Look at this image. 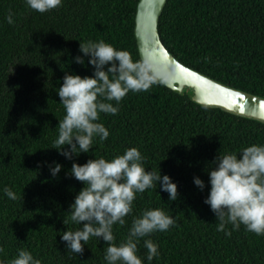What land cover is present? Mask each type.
<instances>
[{
	"label": "trees",
	"instance_id": "16d2710c",
	"mask_svg": "<svg viewBox=\"0 0 264 264\" xmlns=\"http://www.w3.org/2000/svg\"><path fill=\"white\" fill-rule=\"evenodd\" d=\"M138 1L63 0L61 7L38 13L24 0H0V259L26 247L43 264H105L108 245L102 238H90L83 254L70 253L60 240L63 231L79 227L68 211L83 183L70 169L73 161L110 158L137 146L146 170L169 175L178 196L169 201L159 182L140 194L125 225L113 226L116 242L126 237L133 216L162 207L176 225L151 234L160 255L150 264H264V236L243 225L230 236L218 232L204 203L210 187L206 168L214 166V157L264 143L263 122L197 104L189 92L158 83L146 92H129L118 114L101 113L110 135L104 142L97 139L88 153L66 159L52 147L64 115L57 93L63 76L92 75L80 42L103 39L128 50L134 61L141 59L134 33ZM9 10L14 24L5 20ZM158 32L184 65L264 97V0H167ZM77 55L84 65L74 61ZM53 161L62 165L55 177L49 171ZM194 176L205 182L203 190ZM5 185L21 199L4 196ZM143 239L141 257L147 252Z\"/></svg>",
	"mask_w": 264,
	"mask_h": 264
},
{
	"label": "clouds",
	"instance_id": "9594fccd",
	"mask_svg": "<svg viewBox=\"0 0 264 264\" xmlns=\"http://www.w3.org/2000/svg\"><path fill=\"white\" fill-rule=\"evenodd\" d=\"M24 3L31 10L46 13L61 7L63 0H24ZM14 15L9 10L5 17L8 24L15 23ZM79 51L88 58L92 75L65 73L57 90L64 115L58 120L52 147L66 159L81 152L88 153L97 139L99 142L108 139L110 132L100 122L101 113L116 115L129 92H146L152 85L165 82L162 70L150 59L134 61L128 50L118 49L103 39L80 42ZM73 59L78 64L85 63L83 56ZM61 168L60 163L53 161L49 165L51 176L55 177ZM206 171L210 187L204 203L218 221L216 230L230 236L243 225L246 231L264 236V143L219 152L214 157V166L209 165ZM70 174L81 181L83 187L68 211L71 222L79 227L60 234L67 251L83 254L84 245L94 237L102 238L108 245L103 254L105 264H145V261L150 264L159 257V245L150 238L151 234L166 232L175 226L174 215L162 207L144 208L133 216L126 237L119 242H116L113 226L125 225V217L133 212L134 200L146 190H155L158 182L160 189L168 193V200L175 201L177 184L169 175H161L159 169L146 170L145 157L137 146L110 158L94 156L83 164L73 161ZM193 183L200 190L205 188V182L198 176L193 177ZM2 191L9 200L21 199L7 185ZM142 238L147 249L143 257L138 254ZM0 264L43 262L26 247H20L11 259H0Z\"/></svg>",
	"mask_w": 264,
	"mask_h": 264
},
{
	"label": "water",
	"instance_id": "95a60500",
	"mask_svg": "<svg viewBox=\"0 0 264 264\" xmlns=\"http://www.w3.org/2000/svg\"><path fill=\"white\" fill-rule=\"evenodd\" d=\"M167 0H139L134 33L140 58H148L162 70L163 83L179 93L189 92L200 105L264 123V97L217 81L184 65L164 45L158 23Z\"/></svg>",
	"mask_w": 264,
	"mask_h": 264
}]
</instances>
